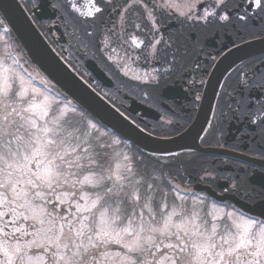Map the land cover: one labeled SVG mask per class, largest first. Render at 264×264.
Instances as JSON below:
<instances>
[{
	"label": "flooded vegetation",
	"instance_id": "obj_1",
	"mask_svg": "<svg viewBox=\"0 0 264 264\" xmlns=\"http://www.w3.org/2000/svg\"><path fill=\"white\" fill-rule=\"evenodd\" d=\"M18 1L78 75L144 131L191 130L184 150L158 158L182 190L244 217L234 201L264 204V0ZM0 45L15 68L21 50L1 11Z\"/></svg>",
	"mask_w": 264,
	"mask_h": 264
},
{
	"label": "rangeland",
	"instance_id": "obj_2",
	"mask_svg": "<svg viewBox=\"0 0 264 264\" xmlns=\"http://www.w3.org/2000/svg\"><path fill=\"white\" fill-rule=\"evenodd\" d=\"M2 51L3 48L0 45V116L3 115L5 105L9 106L8 111H11L12 107H28V103L21 101L20 93H24V100L29 101V103L47 105L45 110L49 111L50 117L45 119L56 116L60 117L62 121H70L71 112L69 109H73L87 123L85 126L76 125V127L86 133L84 139L91 142V151L95 153L94 147L103 145L102 148L99 147L104 151V154L100 156L102 160L99 162L103 165V168H97L96 171L102 173L105 177L111 175L112 179L105 180L108 187H113L116 191L123 189V191H120L119 197L113 195L111 199L106 198L107 203L111 205L110 208L102 209L99 202L96 207H93L92 201L96 199V191L98 190L76 183L77 178L72 176L67 182L61 180L54 192L45 190L47 192L45 199L49 201L46 205L44 200L35 201V203L44 205L46 211L51 213V221L46 218L43 228H52L57 235H60L61 228L63 234H69V227L71 226L74 231L70 235H72L76 243H83L87 246L89 244L86 239L87 235H92L94 237L92 242L97 243L95 240L97 232L111 233L114 229L120 233L119 239L109 235L107 243H100L95 248L90 247L93 259L89 260V264H121V262L127 261H131V264H155L156 260L164 264L165 256L169 258L173 256V251L168 249L166 245L173 243L174 239L163 240L162 244L152 248L151 238L158 236V233H151L149 229H162L167 222L168 231L174 233L178 230L173 225L181 224L182 221L187 222L189 217H194V223L199 225L200 231L204 232L205 235H210L212 227L215 226L216 235L212 239L217 244L222 242L221 237L225 235L226 231L238 232L239 229L236 225L242 221L252 222V227L256 232L264 228L263 225H258L251 220L235 215L228 208L205 205L203 204L204 202L198 199L181 197L174 191L172 193L167 186L166 188L170 193L160 190L161 194L157 193L158 198H156L155 194L150 191L152 188L147 184H139L143 178V172L140 176H137L136 173L138 171L135 167L141 169L140 165L144 166V164L138 156L132 153L127 145L121 144L114 136H111L90 119L84 117L72 105L66 104L65 100L64 102L58 100L59 96L57 97V94L52 93V96H49L45 90L42 91L38 87L29 85L30 82L25 78L22 79L19 71L11 67L12 61H10L9 57H5ZM36 79H40L39 75L36 76ZM11 97H14V99L12 100ZM39 110L40 108L33 109V111ZM42 122V120H37V124ZM97 130L104 135L100 132L96 133ZM0 143L3 142L0 141ZM13 147H15V144ZM155 166L158 170L159 167ZM68 171L74 172L76 170L68 169ZM161 174L160 170H158V173L154 171L152 178L160 185L162 184L160 182L163 181ZM65 175H67V171ZM0 179H3V177L0 176ZM162 185L165 186L164 184ZM101 194L103 193L101 192ZM3 195V190L0 189V197ZM15 207L14 204L10 206L7 202L0 200V264H21L19 253H14L13 251L18 244L31 256L44 255L41 249L27 247L33 236L24 235L23 233L34 232L30 225L34 224L35 221L31 219L24 220L22 209H17L20 215L14 214L12 209ZM117 207L120 208L119 212L115 211ZM102 210L104 212L103 215H101ZM36 227L39 228L41 225L36 224ZM18 228L20 229L19 232H17ZM89 228H94L95 232H89ZM141 228L144 231H141ZM76 229H82L86 236L77 237ZM123 229H128V232H124ZM130 232L140 233L151 254H148L147 251L130 252L126 247L121 246L136 239L135 236L129 235ZM194 238L197 240L201 239L199 236ZM101 239H104L103 235H101ZM40 243L43 244L45 242L40 241ZM54 250V248L49 250L48 257H45V264H51L50 254ZM60 251L61 253L65 252L63 245H61ZM206 255L208 254L203 253L202 257Z\"/></svg>",
	"mask_w": 264,
	"mask_h": 264
},
{
	"label": "snow or ice",
	"instance_id": "obj_3",
	"mask_svg": "<svg viewBox=\"0 0 264 264\" xmlns=\"http://www.w3.org/2000/svg\"><path fill=\"white\" fill-rule=\"evenodd\" d=\"M256 3L259 5L261 0H256ZM96 11L99 12L100 9L97 8ZM20 97L23 103H28V107H12L11 111H8L9 106L5 105L3 115L0 116V141L3 142L0 143V165H2L0 176L3 177L0 179V189L4 193L0 200L7 202L10 206L14 204L16 206L12 209L14 214L20 215L17 209H22L24 220L35 221L30 225L34 232L23 234L33 236L27 247L41 249L44 255L31 256L19 244L13 251L19 253L21 264H45V257H48L49 250L52 248L55 250L50 254L51 264H89V260L93 259L90 247L95 248L100 243H107L109 235L119 239L120 233L114 229L111 233L97 232L95 235L97 243H93L92 235L86 236L82 229H76V236H86L89 244L86 246L83 243H76L70 235L74 231L71 226L69 234H63L61 228L60 235H57L52 228H43L46 218L51 221V213L46 211L44 205L35 201L44 200L46 205L49 201L45 199L47 196L45 190L54 192L61 180L67 182L72 176L77 178L76 183L98 190L96 199L92 201L93 207H96L99 202L102 209L110 208L111 205L107 203V199H111L113 195L119 197L123 189L116 191L113 187H108L105 180L112 179L111 175L105 177L96 171L97 168H103V165L99 163L101 154L91 151V142L84 139L86 133L70 121H62L60 117L52 116L45 119L50 117L49 111L45 110L46 104L29 103L24 100V93H20ZM36 108L40 110L33 111ZM37 120L43 122L37 124ZM14 144L15 147H13ZM99 147L102 148L103 145ZM68 169L76 171H68ZM66 171L67 175H65ZM115 211L119 212L120 208L117 207ZM103 214L102 210L101 215ZM36 224L41 227L37 228ZM173 226L178 231L170 233L167 222L162 229H149L151 233H158V236L151 238L152 248L162 244L163 240L174 239L173 243L166 245L173 251V256L171 258L165 256L164 264H264V228L256 232L250 221L237 224L239 231L236 233L226 231L221 237L220 244L212 239L216 235L215 226L212 227L210 235H205L200 231L199 225L194 223V217H189L187 222L182 221L181 224ZM19 231L18 228L17 232ZM123 231L128 232V229ZM141 231L144 229L141 228ZM89 232H95V229L89 228ZM101 235L104 239H101ZM129 235L135 236L136 239L122 244V247H126L130 252L147 251L151 254L140 233L130 232ZM195 236L201 239L197 240ZM40 241L45 243L42 244ZM61 245L65 249L63 253L60 251ZM203 253L208 255L202 257ZM121 264H131V261L121 262ZM155 264H161V262L156 260Z\"/></svg>",
	"mask_w": 264,
	"mask_h": 264
},
{
	"label": "water",
	"instance_id": "obj_4",
	"mask_svg": "<svg viewBox=\"0 0 264 264\" xmlns=\"http://www.w3.org/2000/svg\"><path fill=\"white\" fill-rule=\"evenodd\" d=\"M10 0H0L6 24L31 62L58 90L78 104L95 120L136 148L152 156H170L184 150L189 131L173 137L158 138L143 131L88 86L47 44L23 8ZM242 210L264 219V206H248L234 201Z\"/></svg>",
	"mask_w": 264,
	"mask_h": 264
},
{
	"label": "trees",
	"instance_id": "obj_5",
	"mask_svg": "<svg viewBox=\"0 0 264 264\" xmlns=\"http://www.w3.org/2000/svg\"><path fill=\"white\" fill-rule=\"evenodd\" d=\"M78 111L81 112L80 110H78ZM70 114H72V113H70ZM72 115H73V114H72ZM73 116H74V115H73ZM151 170H152V167L149 168V172H150V174H151V172H152ZM157 193H158V192H156V195H157Z\"/></svg>",
	"mask_w": 264,
	"mask_h": 264
}]
</instances>
